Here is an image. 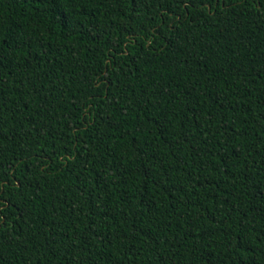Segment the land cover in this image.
I'll return each mask as SVG.
<instances>
[{"label":"trees","instance_id":"16d2710c","mask_svg":"<svg viewBox=\"0 0 264 264\" xmlns=\"http://www.w3.org/2000/svg\"><path fill=\"white\" fill-rule=\"evenodd\" d=\"M0 264H264V0H0Z\"/></svg>","mask_w":264,"mask_h":264}]
</instances>
